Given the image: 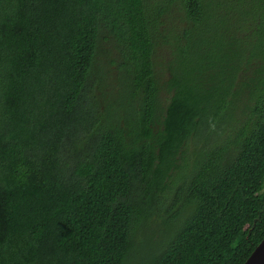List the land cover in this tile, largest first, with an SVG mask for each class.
Returning a JSON list of instances; mask_svg holds the SVG:
<instances>
[{
	"label": "trees",
	"instance_id": "obj_1",
	"mask_svg": "<svg viewBox=\"0 0 264 264\" xmlns=\"http://www.w3.org/2000/svg\"><path fill=\"white\" fill-rule=\"evenodd\" d=\"M263 236L264 0H0V264H241Z\"/></svg>",
	"mask_w": 264,
	"mask_h": 264
},
{
	"label": "water",
	"instance_id": "obj_2",
	"mask_svg": "<svg viewBox=\"0 0 264 264\" xmlns=\"http://www.w3.org/2000/svg\"><path fill=\"white\" fill-rule=\"evenodd\" d=\"M241 264H264V236Z\"/></svg>",
	"mask_w": 264,
	"mask_h": 264
},
{
	"label": "rangeland",
	"instance_id": "obj_3",
	"mask_svg": "<svg viewBox=\"0 0 264 264\" xmlns=\"http://www.w3.org/2000/svg\"><path fill=\"white\" fill-rule=\"evenodd\" d=\"M112 73H114V71H112ZM122 113H124V112H122ZM193 147H194V141L191 140V141L189 142L188 146H187V152H188V153H186V154H187L188 156L191 155L190 150H191Z\"/></svg>",
	"mask_w": 264,
	"mask_h": 264
}]
</instances>
